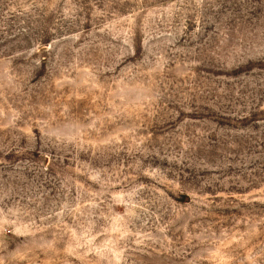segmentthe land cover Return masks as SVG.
Instances as JSON below:
<instances>
[{
    "label": "rangeland",
    "instance_id": "1",
    "mask_svg": "<svg viewBox=\"0 0 264 264\" xmlns=\"http://www.w3.org/2000/svg\"><path fill=\"white\" fill-rule=\"evenodd\" d=\"M0 264H264V0H0Z\"/></svg>",
    "mask_w": 264,
    "mask_h": 264
}]
</instances>
